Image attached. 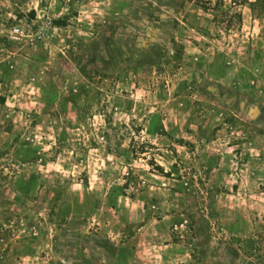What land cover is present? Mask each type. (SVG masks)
<instances>
[{
	"label": "rangeland",
	"instance_id": "1",
	"mask_svg": "<svg viewBox=\"0 0 264 264\" xmlns=\"http://www.w3.org/2000/svg\"><path fill=\"white\" fill-rule=\"evenodd\" d=\"M0 264H264V0H0Z\"/></svg>",
	"mask_w": 264,
	"mask_h": 264
},
{
	"label": "trees",
	"instance_id": "2",
	"mask_svg": "<svg viewBox=\"0 0 264 264\" xmlns=\"http://www.w3.org/2000/svg\"><path fill=\"white\" fill-rule=\"evenodd\" d=\"M37 152H38V149L32 147V149H31V151L29 152V154H30L31 156H37Z\"/></svg>",
	"mask_w": 264,
	"mask_h": 264
},
{
	"label": "built area",
	"instance_id": "3",
	"mask_svg": "<svg viewBox=\"0 0 264 264\" xmlns=\"http://www.w3.org/2000/svg\"><path fill=\"white\" fill-rule=\"evenodd\" d=\"M15 31L17 32L16 34H24V32L20 28H15Z\"/></svg>",
	"mask_w": 264,
	"mask_h": 264
}]
</instances>
